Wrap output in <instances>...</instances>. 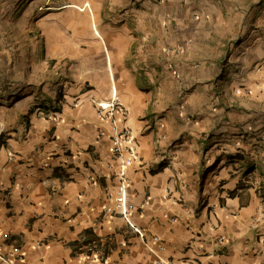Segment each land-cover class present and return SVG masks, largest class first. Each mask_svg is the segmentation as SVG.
I'll use <instances>...</instances> for the list:
<instances>
[{"label":"crops","instance_id":"0c3cea01","mask_svg":"<svg viewBox=\"0 0 264 264\" xmlns=\"http://www.w3.org/2000/svg\"><path fill=\"white\" fill-rule=\"evenodd\" d=\"M0 2L3 257L157 264L117 207L109 125L94 108L114 94L139 146L129 218L147 242L161 238L158 256L263 261L264 0ZM85 241L104 261L80 252Z\"/></svg>","mask_w":264,"mask_h":264},{"label":"built area","instance_id":"2783aa9c","mask_svg":"<svg viewBox=\"0 0 264 264\" xmlns=\"http://www.w3.org/2000/svg\"><path fill=\"white\" fill-rule=\"evenodd\" d=\"M84 6H88L87 3ZM165 52H171V50L166 49ZM94 108L96 117L99 120L108 123L109 125V143L107 146V152L112 160L110 167H115L113 174L118 177L120 181L117 207L121 210L128 224L134 229L138 236H140L146 242L147 248L155 256L157 264H176L173 261L163 260L158 256L159 252L163 251L165 248V244L159 236L152 235L150 240L147 242L144 231L136 227L129 218V212L127 210V187L129 184V178L127 171L128 168L132 167L136 161H139V146L135 136L131 131V128L127 125V108L114 94L106 101L95 102ZM104 135V129L100 128L98 130L99 138ZM218 241H222V238H220ZM258 243L264 247V233L258 235ZM78 249L80 252L88 255L92 260L104 261V254L95 241H85L84 244H80L78 246ZM15 254L18 258H21L19 249H15ZM0 261H4L7 264H14L13 261L3 257L1 254ZM260 264H264V259Z\"/></svg>","mask_w":264,"mask_h":264},{"label":"rangeland","instance_id":"374dc122","mask_svg":"<svg viewBox=\"0 0 264 264\" xmlns=\"http://www.w3.org/2000/svg\"><path fill=\"white\" fill-rule=\"evenodd\" d=\"M3 2V1H2ZM2 2H0V3H2ZM7 6L6 7H2L1 5H0V12H2V13H4L5 11H7ZM10 8V7H9ZM40 8H44L43 6L42 7H40ZM40 10H43V9H40ZM8 11H10V12H13V14H16V15H19V7H16V5H11V8L8 10ZM35 34H36V32H34ZM37 35V34H36ZM70 36H71V39H72V41L74 42L75 40L77 41H79L77 44L79 45V46H81V47H84L85 46V42H84V40H83V38L81 39V38H75V37H73V31L70 29ZM9 41H11L12 42V45H16V46H18L19 47V37H11V38H9ZM43 45V44H42Z\"/></svg>","mask_w":264,"mask_h":264},{"label":"trees","instance_id":"16d2710c","mask_svg":"<svg viewBox=\"0 0 264 264\" xmlns=\"http://www.w3.org/2000/svg\"><path fill=\"white\" fill-rule=\"evenodd\" d=\"M163 164H165L164 161L161 162V163L157 166V169L163 167V166H164ZM151 172H155V171L152 170ZM233 195H234V191H230V192H229V196H233Z\"/></svg>","mask_w":264,"mask_h":264}]
</instances>
